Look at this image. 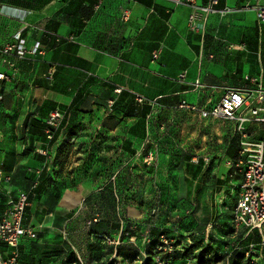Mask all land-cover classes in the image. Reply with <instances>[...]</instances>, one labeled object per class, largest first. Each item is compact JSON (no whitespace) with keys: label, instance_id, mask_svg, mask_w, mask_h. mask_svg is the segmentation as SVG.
I'll return each mask as SVG.
<instances>
[{"label":"crops","instance_id":"0c3cea01","mask_svg":"<svg viewBox=\"0 0 264 264\" xmlns=\"http://www.w3.org/2000/svg\"><path fill=\"white\" fill-rule=\"evenodd\" d=\"M194 1L207 6L211 0ZM218 1L230 13L207 17L204 29L194 32L188 0H0V74L10 77L0 80V169L9 177L0 182V218L16 193L26 191L25 223L39 232L37 241L20 243L19 264H66V236L80 231L68 230L70 221L100 207L107 195L116 197L118 176L95 168L119 158L142 166L143 144L154 133L151 117L157 114L169 120L156 131L162 134L156 175L164 174L174 191L185 183V191L175 194L191 205L201 227L196 214L206 204L207 233L229 222L228 208L243 180L230 178L226 154L238 135L235 126L178 109L183 101L209 109L230 89L252 88V78L264 86V24L243 8V0ZM19 32L28 49L39 44L36 55L19 59L2 52ZM109 100L115 101L112 112ZM53 109H60L64 119L49 142L46 121ZM177 128L180 134H171ZM251 129L254 140H264V125ZM87 153L89 170L82 171L85 163L73 155ZM204 158L210 167L203 165ZM10 254L0 244V260Z\"/></svg>","mask_w":264,"mask_h":264},{"label":"rangeland","instance_id":"374dc122","mask_svg":"<svg viewBox=\"0 0 264 264\" xmlns=\"http://www.w3.org/2000/svg\"><path fill=\"white\" fill-rule=\"evenodd\" d=\"M160 115L151 117V122L154 123L153 127L155 128L153 132L158 139L156 141L157 167L162 149L160 140L162 134H158L156 131L161 132L162 130H158L160 123L169 120V118ZM170 132L176 136L180 134L178 128ZM73 158L79 163H85L82 171L89 170L91 154L87 153V156L74 154ZM140 158L143 159V156ZM100 162L101 165L95 168V172L108 176L109 174L118 176L116 197L110 199L107 195L106 198L102 199L100 207L87 208L85 213L79 216V221H77L78 217L70 221L68 230L76 231L79 229L80 231L72 236L67 234L65 243L77 250L79 254H75V257L80 264H185L186 260L191 262L193 259L201 257L205 258L209 264H240L242 259L247 258L264 264L262 245L254 253L246 248L241 253L242 256L235 258L236 261H230L231 254L237 250L238 246L237 232L233 234L231 229L228 230V234L219 245H215V243L211 245V240L206 241L197 232L192 237L189 232H185L187 229L183 226L185 223L183 219L190 215V206L183 207L181 204H175L169 198L174 193L185 191L184 182L180 183L178 191H174L171 183L165 182L166 176L164 174H161L160 177L156 175V168L147 169L144 164L142 166L125 164L124 161H120V158L117 162L110 163L108 159ZM166 167L168 165L165 163ZM238 177L240 179V176ZM161 192L165 194L164 196H168L163 203L160 202ZM206 207V204L202 202L198 214H196L203 228L206 227L204 226V219L208 216L206 213L209 211ZM94 219L116 221L118 227L115 231L116 235L109 237L101 234L98 237L97 233L101 232H95L88 226ZM127 223L136 227L132 230L136 232L130 233V236L125 239L118 240ZM85 224L88 228L86 231H81L79 227ZM234 227L236 226L234 225ZM206 229L209 231L210 227H206ZM151 230L167 231L166 242L161 251L157 248L162 244L157 241V237H155L156 240L152 238ZM207 230L205 233L208 236L211 232L207 233ZM239 230L241 231V229ZM234 231L237 230L234 229ZM244 231L247 233V230ZM252 234H256V232L253 231ZM196 239H198L197 242H194ZM110 242H116V244ZM193 243H197V245L192 246Z\"/></svg>","mask_w":264,"mask_h":264},{"label":"built area","instance_id":"2783aa9c","mask_svg":"<svg viewBox=\"0 0 264 264\" xmlns=\"http://www.w3.org/2000/svg\"><path fill=\"white\" fill-rule=\"evenodd\" d=\"M180 3L182 0H173ZM193 5V12L189 17V27L194 32L204 29V22L211 15L226 16L230 9L219 8L218 0H211L207 6H198L194 0H188ZM243 8L256 13L260 24H264V4L262 0H243ZM123 18L129 19V12L124 13ZM39 44L28 49L22 33L15 34L13 40L8 42L2 52L6 55H15L19 59H24L27 55H36L39 52ZM161 49L153 52V60L160 56ZM14 67V64L11 65ZM54 69L51 70L49 79H52ZM0 80L7 81L10 77L6 73L0 74ZM253 87L248 90H228L219 103L209 109H201L197 105L189 104L185 101L179 104L178 109L183 112L197 114L202 120H225L234 124L236 132L240 136V154L236 163L230 161L228 166L233 171L242 174L243 180L233 212V223L237 229L247 230L249 235L252 231H257L261 238V245L264 246V140H254L255 131L251 129L253 125H264V86L260 78H252ZM199 86V83H197ZM116 93H121L120 89ZM3 97L0 95V101ZM139 104L144 103V99L137 97ZM115 101L109 100V111H113ZM64 119V113L59 109H53L47 118V135L52 139V130H57ZM149 145H154L151 136H147L143 144L144 151ZM154 148H148L144 156V164L147 167L157 166V152ZM143 151V152H144ZM206 164L210 162L208 158L203 159ZM197 162V160H195ZM9 180V177L0 169V182ZM29 207V196L26 191H18L12 198L5 212L0 218V244L6 245L11 254L7 260H0V264H17L18 248L23 238L35 239L37 230L30 226H25L26 210ZM116 244V242H110Z\"/></svg>","mask_w":264,"mask_h":264},{"label":"trees","instance_id":"16d2710c","mask_svg":"<svg viewBox=\"0 0 264 264\" xmlns=\"http://www.w3.org/2000/svg\"><path fill=\"white\" fill-rule=\"evenodd\" d=\"M113 109H114V107H113ZM47 128H48V126H47ZM57 130H52V135H53L52 139H48V135L46 134V140L49 141V142H53L55 140L56 135H57ZM149 135L152 138V142L154 144L153 146H155V149H156V152H157L156 141H158V139H157V137H156V135L154 133H150ZM153 146L149 145L148 148H154ZM147 149L143 152V159H144V156L147 154V151H148ZM226 154H227V156H229L230 161H232L234 163L237 162V160L239 158V154H240V136H239V134L238 135L237 134L234 135V137L230 141L229 147H228V149L226 151ZM157 159H158V153H157ZM200 160L202 161V163H203V165L205 167L208 168V167L211 166L210 162L208 164H206L203 159H200ZM200 160L198 159L197 162H193V164L198 166L200 164V162H201ZM144 166L147 169H150V168H154L155 169L157 167V166L156 167H147L145 164H144ZM182 168H184V167H182ZM209 171L210 170L205 172V175H204V182L205 183L204 184L208 183L207 179H208V176H209ZM240 174H241L240 172H238V171L235 172V171L230 169V178L231 179H233V180L235 178L239 179L238 176H240V178H241L242 174L241 175ZM209 184H210V181H209ZM240 186H241V184L238 187L239 191H240ZM160 190H161V187H160ZM201 191H202V189H201ZM239 191H238V195H239ZM164 195L165 194L161 192V196H160V202L161 203L164 202V200H165V198L167 196V195L166 196H164ZM178 197L179 196L174 193L169 198H171V201L173 203H175V204H181L183 207L190 206V210H191L190 215L185 216V219H183V220H185V223L183 224V226H185L186 229H187L185 232H189L191 237H192V235L195 236L194 234L197 232V234H200V236L203 239H205L206 241H208V240L210 241L211 240V245H214V243H215V245H219V244H221L223 242L222 239L228 234V230L231 229L233 234H234L235 231H234V228H232L231 225L233 223V217H234L233 212H234V209L236 207L237 200H236V203L234 205H231L228 208V211H229V222H226L224 224H218V226L214 227L211 230V233L207 236L206 233H205L206 227L202 228L201 225L198 224L197 221L195 220L194 215L192 213L191 205L187 204L188 202L184 198H178ZM26 216H27V210H26L25 220H26ZM112 222H114V223H112ZM24 224H25V226H27L25 221H24ZM113 224H115V225L113 226ZM89 228L93 229V231H95V232H101V233H97L98 235L96 234L98 237L101 234H104L105 236L113 237L114 235H116L115 231H117V229H118L116 221L111 220V219H109V220L108 219H103V220L100 219V220H97V221H96V219H94L93 222H90ZM134 228H136V227H132V225L130 223H127V225L125 227V230L122 231V233H121L120 237L118 238V240L125 239L126 237L130 236V233L136 232V231H132V230H134ZM166 233H167V231H165V230H162V231L161 230H151V236H153L152 238L155 239V237H157L158 238L157 241L162 244V245H159L160 247L157 248L160 251H161V249L163 248V246H164V244L166 242V236H167ZM239 234H240V237L238 238ZM245 234L246 233L244 231H239L237 233L238 246H237V250H235L231 254V260L230 261H232V262L236 261L235 258H238L239 256H242L241 253H243L246 248L251 253H254V252H257V249L261 247L260 244H258V240L256 238V234H254V235H250L249 234L248 236H246V238H245ZM38 236H39V232L37 231V237L35 239H30V238L25 237V238L22 239V241L24 239H28L30 241H37L38 240ZM243 237L245 238L244 240H242ZM153 239H152V241H154ZM197 240L198 239H196L194 242H197ZM208 244L210 245V242ZM196 245H197V243H193L192 244V246H196ZM68 248L70 249V252H69L68 255H66L67 260H66L65 263L66 264H80L78 262V259L75 257V253L72 252L73 248L69 247V245H68ZM261 249L264 252V246ZM18 254L20 256V250H18ZM64 257H65V255H64ZM17 264H19V260L18 259H17ZM185 264H209V263L205 260V258L201 257V258H195L191 262L186 260ZM240 264H259V263L254 261L252 258H247V259H242V262Z\"/></svg>","mask_w":264,"mask_h":264}]
</instances>
